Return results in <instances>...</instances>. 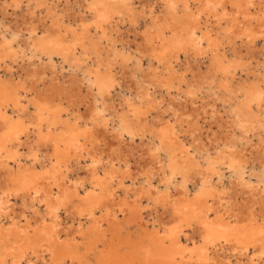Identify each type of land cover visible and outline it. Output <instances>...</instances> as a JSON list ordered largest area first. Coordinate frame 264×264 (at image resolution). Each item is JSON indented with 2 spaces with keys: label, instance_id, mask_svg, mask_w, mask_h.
<instances>
[{
  "label": "bare ground",
  "instance_id": "obj_1",
  "mask_svg": "<svg viewBox=\"0 0 264 264\" xmlns=\"http://www.w3.org/2000/svg\"><path fill=\"white\" fill-rule=\"evenodd\" d=\"M9 6L28 19L21 43L0 24V264H264V0Z\"/></svg>",
  "mask_w": 264,
  "mask_h": 264
},
{
  "label": "rangeland",
  "instance_id": "obj_2",
  "mask_svg": "<svg viewBox=\"0 0 264 264\" xmlns=\"http://www.w3.org/2000/svg\"><path fill=\"white\" fill-rule=\"evenodd\" d=\"M62 4V5H61ZM137 4H139V3H137ZM140 5V4H139ZM139 5H137V6H139ZM63 6V7H62ZM64 4L61 2L59 5H58V7H57V12L59 13V14H62L63 15V12L65 13V12H67L66 14H70L71 13V10L69 11V10H66V8L67 7H65L64 8ZM24 7V6H23ZM60 7V8H59ZM12 8V9H11ZM16 7H13V6H9V7H7L6 9H2V8H0V24H6L5 26H7V27H10V29H12V31L13 30H15V31H21V36L19 37L20 39H22V40H20V43L21 42H23V40L25 39V37H27V35L25 34V28H24V26H23V24H24V22H25V20H27L28 18H27V13L23 10V8H21V9H19V11H18V8H16ZM65 10H64V9ZM14 9V10H13ZM4 10H6V11H8V12H5ZM12 10V11H11ZM20 10H21V13H22V16L20 15ZM59 10V11H58ZM64 10V11H63ZM10 11V12H9ZM19 12V13H17V12ZM160 11V9L158 10V12ZM9 13V15L8 14H5V13ZM16 13V14H13V13ZM69 12V13H68ZM2 13V14H1ZM11 13H12V15H11ZM24 13V14H23ZM40 14H41V16H40ZM38 13V12H35V14H34V16L35 17H32L31 19V22H32V24L34 23V25H36V26H38L40 29L42 28V26H41V24L43 23V21L45 20V19H43L44 18V16L42 15V14H44V13ZM65 14V15H66ZM14 15V16H13ZM25 15V17H23ZM27 15V16H26ZM41 17V20H40V17ZM31 17V16H30ZM37 17L39 18V19H37ZM21 18H24V19H21ZM13 19V20H12ZM16 19V20H15ZM21 19V20H20ZM34 19H36V20H34ZM43 19V20H42ZM6 22H4V21ZM7 20V21H6ZM22 20H23V22H22ZM38 20V21H37ZM17 21H19L18 23H17ZM36 21H37V23H39V22H42V23H39V24H37L36 23ZM48 20H45L44 22H46V23H48L47 22ZM8 22H10V23H14V25H13V23L12 24H10V23H8ZM27 22V21H26ZM15 23H16V25H15ZM36 23V24H35ZM140 24H143V22H140ZM11 25V26H10ZM20 25V26H19ZM15 26V27H14ZM11 27H13V28H11ZM17 27H20V29H18ZM117 28H115V30H114V27L112 28V31H113V33L112 34H118L119 36H121L120 38H122V37H124V39H125V41L127 40V41H129V42H131L133 39H134V33H133V29H132V27H130V25H129V23H127V22H125L124 24L122 23V24H118L117 26H116ZM23 28H24V30H23ZM130 28V29H129ZM139 28V27H138ZM40 29L38 30V34H40ZM120 29V30H119ZM126 29V30H125ZM142 29H143V27H142V25H140V28L138 29L140 32L142 31ZM24 31V32H23ZM116 32V33H115ZM23 34H24V36H23ZM126 35V36H125ZM128 35V36H127ZM24 39H23V38ZM133 38V39H132ZM123 39V40H124ZM130 39V40H129ZM184 57H181V59H180V62H179V64H182L181 66H179V68H178V70L179 71H182V72H184L185 70H184V68H185V66H183V64H184ZM145 61V62H144ZM182 61V62H181ZM145 63V64H144ZM27 62H25L24 64H22V63H20L19 65L21 66L22 65V68L21 67H19V65L17 66V67H19V68H17L16 66L14 67L16 70L14 71L13 70V74H12V76H14L13 78L14 79H16V80H19V78L20 79H23V76H24V74H25V72H26V70H28V68H27ZM145 65V67H144V65ZM35 65H37L36 66V68H38V63L37 62H35ZM146 65H147V60L146 59H144L143 60V63H142V66H143V68L145 69L146 68ZM192 65V64H191ZM190 65V66H191ZM24 66V67H23ZM194 65H192L191 67H189V69H191L192 67H193ZM44 66H42V67H39L38 69L41 71H43L44 73H45V78H46V83H48V81H50L51 80V78H57V76H58V79H60V83H61V79L64 77L65 78V80H67V77L68 76H66L65 77V74L67 75V71H65V73L63 72V73H61L60 72V70L57 68V71H55V72H57V73H55V72H53V73H51L52 71H50L51 69H46L47 67H45V68H43ZM183 67V68H182ZM203 67V66H202ZM13 68V69H14ZM27 68V69H26ZM41 68V69H40ZM19 69H21V70H19ZM44 69H46L45 71H44ZM188 69V70H189ZM18 70H19V72H20V74H19V72H18ZM193 70H194V68H193ZM41 71V72H42ZM116 72H118L119 71V69H117V70H115ZM16 72H17V74H16ZM60 72V73H59ZM67 72V73H66ZM114 72V71H113ZM186 72H188V71H186ZM24 73V74H23ZM49 73V74H48ZM115 73V72H114ZM2 74H3V72H2ZM19 74V75H18ZM23 74V75H22ZM47 74V75H46ZM58 74V75H57ZM63 74V75H62ZM116 74H118V76H116ZM115 74V76H116V78L118 79V82H120V84H121V86H119L120 88H116L115 89V100L117 101V96H118V92H119V90H120V93H121V95H123V93L125 92L124 90H126V85H127V87H129L131 90L133 89V91H134V88H135V86H133V83L131 82L130 83V80H129V78L127 77V75H123V73H121L120 71L118 72V73H116ZM19 76V78L17 77V76ZM187 75H188V77L190 76L189 75V73H187ZM62 76V77H61ZM127 77V79H126V77ZM241 78L242 79H244L245 78V76H244V74H242L241 73ZM7 77H9V76H7ZM50 77V80L48 79V81H47V78H49ZM119 77H121V78H119ZM18 78V79H17ZM125 78V79H124ZM124 79V80H123ZM123 81V82H122ZM125 81H126V83H125ZM58 82H59V80H58ZM59 83V84H60ZM128 83H130V84H128ZM122 86H123V88H122ZM131 86V87H130ZM117 89H118V91H117ZM124 89V90H123ZM117 91V92H116ZM124 91V92H123ZM42 92V91H41ZM43 93V92H42ZM85 93V92H84ZM83 93V94H84ZM82 94V95H83ZM159 96V95H158ZM160 97V98H159ZM159 97H157V100L158 101H160L162 98L161 97H163V96H159ZM81 110L82 111H84V109L83 108H81ZM153 114V115H152ZM156 114V112H152L151 113V117H150V123L151 122H156L157 120H155V119H153V118H156L157 117V115H155ZM155 115V116H154ZM159 120V122H158V124L159 123H161V122H163V121H165V119H158ZM205 123V124H204ZM203 125V126H202ZM209 124L208 123H206V122H204L203 120H200L199 122H198V124H196V126H192L191 128H188L186 125H183V126H180V125H176V128H175V130H176V133H177V135L179 136V138L183 141V142H188L189 141V138H188V136H187V134H188V132L189 131H191L192 129H198V130H201L202 131V135L204 136L205 135V137L208 135V136H211V133H212V130H213V132L216 130L215 129V127L214 126H208ZM184 129V130H183ZM211 129V130H210ZM204 132V133H203ZM202 136V137H203ZM207 136V137H208ZM205 137H203L204 139H205ZM209 138V137H208ZM251 140H252V138H250ZM138 140V139H137ZM136 140V141H137ZM205 141V140H204ZM252 141H254L255 142V139L253 138V140ZM253 142V143H254ZM136 144H138V143H136ZM244 146L247 148V149H245V153L246 154H249V152H253V149L251 148V147H249V146H246V144H244ZM247 150V151H246ZM252 150V151H251ZM249 151V152H248ZM256 163V162H255ZM132 170H133V167H132ZM227 173V172H226ZM227 175L228 174H226V177H227ZM226 181V182H225ZM227 183V180H226V178L224 179V184H226ZM128 184V183H127ZM11 202H14L13 201V199H11ZM148 217H146L145 218V221H149V218L147 219ZM68 223L69 222H67V226H68ZM4 229L6 230V231H8L9 229L7 228V227H4ZM85 239H82L81 237L80 238H78V240L76 241V243L77 244H79V243H81V242H83ZM48 258H47V257ZM45 256V260H49V259H52V256H48V255H46ZM34 261V260H33ZM89 263L90 264H93V263H95V260L94 259H92V257L89 259Z\"/></svg>",
  "mask_w": 264,
  "mask_h": 264
}]
</instances>
